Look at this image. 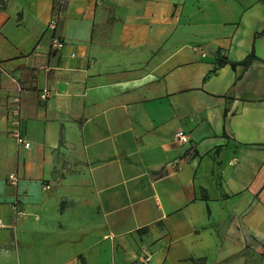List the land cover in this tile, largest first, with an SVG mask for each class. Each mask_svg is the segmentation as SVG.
Instances as JSON below:
<instances>
[{"label":"crops","instance_id":"1","mask_svg":"<svg viewBox=\"0 0 264 264\" xmlns=\"http://www.w3.org/2000/svg\"><path fill=\"white\" fill-rule=\"evenodd\" d=\"M0 264H264V0H0Z\"/></svg>","mask_w":264,"mask_h":264},{"label":"built area","instance_id":"2","mask_svg":"<svg viewBox=\"0 0 264 264\" xmlns=\"http://www.w3.org/2000/svg\"><path fill=\"white\" fill-rule=\"evenodd\" d=\"M55 23H56V19L52 18L49 23H48V28L53 29L55 27ZM63 42L57 37V36H53L52 38V45L55 46H62ZM43 97L46 96V94H42ZM15 114H18V109H15L13 111ZM12 126H11V130L10 133L13 135V137L16 139L17 143L21 146H23L24 148H28L30 146V141L28 139H26L22 133L20 132L19 126H18V120L15 118L12 122ZM179 140L181 141H188L189 137L186 133L182 132V131H177L175 134ZM9 179L12 182H15L16 178L14 175H10Z\"/></svg>","mask_w":264,"mask_h":264},{"label":"trees","instance_id":"3","mask_svg":"<svg viewBox=\"0 0 264 264\" xmlns=\"http://www.w3.org/2000/svg\"><path fill=\"white\" fill-rule=\"evenodd\" d=\"M254 54L253 53H250L249 55H247L245 58H243L242 60H240L239 62H234L232 61L231 64L232 65H235L236 63H240V64H247L248 61L252 58H254ZM227 58H220L218 59V63L221 64V63H224V62H227Z\"/></svg>","mask_w":264,"mask_h":264}]
</instances>
